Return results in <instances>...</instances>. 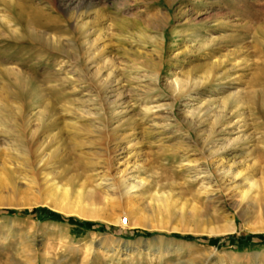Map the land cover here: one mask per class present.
I'll list each match as a JSON object with an SVG mask.
<instances>
[{"label": "rangeland", "instance_id": "374dc122", "mask_svg": "<svg viewBox=\"0 0 264 264\" xmlns=\"http://www.w3.org/2000/svg\"><path fill=\"white\" fill-rule=\"evenodd\" d=\"M248 234L264 0H0V264H264Z\"/></svg>", "mask_w": 264, "mask_h": 264}, {"label": "trees", "instance_id": "16d2710c", "mask_svg": "<svg viewBox=\"0 0 264 264\" xmlns=\"http://www.w3.org/2000/svg\"><path fill=\"white\" fill-rule=\"evenodd\" d=\"M38 211H45L46 213H48V217L52 218V219L63 220V221H67V222H70V223H77L79 225H83V226H86V227H93V225H94L92 222H89V221H79V220L75 219L74 217H64L61 214H59L57 212H54V211H49V210H47L44 207L34 208L32 210H23L20 213L34 214V213H36ZM7 212L8 213H16L17 211L9 209V210H7ZM175 235H177V234H175ZM228 237H234V235L232 234V235H229ZM186 238H188V239H196L195 237H192V236H186ZM253 238L264 239V234H248L243 239L244 240H251ZM209 241L210 242H214V238H211Z\"/></svg>", "mask_w": 264, "mask_h": 264}, {"label": "bare ground", "instance_id": "6f19581e", "mask_svg": "<svg viewBox=\"0 0 264 264\" xmlns=\"http://www.w3.org/2000/svg\"><path fill=\"white\" fill-rule=\"evenodd\" d=\"M18 19H20V17H19ZM20 20H21V19H20ZM20 20H19V21H20ZM27 32H28V31H27ZM30 33H31V32H30ZM35 33H36V32H35ZM46 38H47V37H46ZM49 38H51V37H49ZM49 38H48V39H49ZM53 40H54V37L52 38V41H53ZM85 43H87V42L85 41ZM88 57H89V56H88ZM89 59H90V58H89ZM99 72H100V71H99ZM99 72H96V74L99 73ZM98 75H99V74H98ZM114 81L117 82L116 80H114ZM103 82H104V80H103ZM109 85H110V84H109ZM181 86H182V85H181ZM107 87H108V85H107ZM175 87H176V88H179V83H178L177 81H175ZM180 89H181V88H180ZM258 98H259V97H258ZM239 102H241V101H239ZM205 111H206V110H205ZM193 113H194V112H193ZM236 176H237V174L234 175V178H235ZM254 183H255L254 180H252L251 178H248L247 183H246V184H248V189H249L250 187H253V186H254ZM131 185H132V184H131ZM133 185H134V184H133ZM133 185H132V186L129 185L130 188H134L136 184H135L134 186H133ZM129 186H128V187H129ZM136 186H137V185H136ZM251 189H252V188H251ZM246 192H249V191L246 190V191H244V192H242V193L245 194ZM243 194H242V195H243Z\"/></svg>", "mask_w": 264, "mask_h": 264}]
</instances>
